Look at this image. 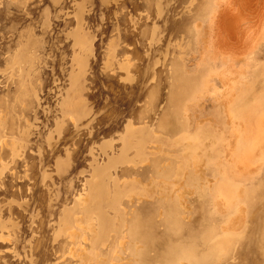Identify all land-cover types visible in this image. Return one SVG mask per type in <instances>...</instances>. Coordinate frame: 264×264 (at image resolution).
I'll list each match as a JSON object with an SVG mask.
<instances>
[{
  "label": "rangeland",
  "instance_id": "rangeland-1",
  "mask_svg": "<svg viewBox=\"0 0 264 264\" xmlns=\"http://www.w3.org/2000/svg\"><path fill=\"white\" fill-rule=\"evenodd\" d=\"M149 196L264 264V0H0V264H125Z\"/></svg>",
  "mask_w": 264,
  "mask_h": 264
},
{
  "label": "crops",
  "instance_id": "crops-1",
  "mask_svg": "<svg viewBox=\"0 0 264 264\" xmlns=\"http://www.w3.org/2000/svg\"><path fill=\"white\" fill-rule=\"evenodd\" d=\"M147 171H145L146 173ZM169 199H174L175 201H177V204H181V206H184V203L181 202V197L178 198H173V197H169ZM164 199H158L156 197L153 196H149L148 198H144V199H138L137 203L140 202H145L147 201L148 203H151V209L148 210V213L146 214L141 213L139 210V208L137 209V211L133 214V217L135 216L142 224V222L144 221V217L148 216L149 217H157V210L160 208H164L166 209L165 214L163 213V218L160 221V224L162 225L164 223V220L166 219H170L171 223H172V228L174 230H176L177 232H180L181 234H187V236H190L189 238H185V240L180 239L177 241H167V243H159L158 246L156 247L154 252H151L152 255V263L153 264H178V261L180 260V255H183L184 259H186L185 261L187 262V264H216V260L219 259L221 256L224 255L226 248L224 249L223 253H219L218 251L220 250V246L219 242L216 241L215 245L209 246L207 248V251L203 253V243L202 242H195L192 240V234H194V230L192 229L191 225L189 224H184L182 219L180 218V213H177L176 211V205L173 202H168L165 206L161 205V203H163ZM180 201V202H179ZM159 212V211H158ZM186 218V217H184ZM157 222V221H156ZM158 223V222H157ZM203 225V216L200 217V219L198 220V225L200 226ZM174 236V235H173ZM125 236H122L121 240L119 241L120 246L124 247L127 246L129 244L134 243L135 245L129 247H126L127 249H129V251L131 250L133 252L134 248H136V244H138L139 242L137 241H125L123 242L125 239ZM121 247V248H122ZM164 249V252L166 257L164 258H160L158 257V252L159 249ZM120 250V248H118ZM142 245L140 244L139 250L142 253ZM222 249V248H221ZM146 255H150V254H146ZM139 256V257H138ZM141 255H136L135 253H131V254H126L125 257H127V260H125V264H130L128 261H130V257H132L134 259V261L136 262L135 264H140L142 262V258L140 257ZM187 256V257H185Z\"/></svg>",
  "mask_w": 264,
  "mask_h": 264
},
{
  "label": "bare ground",
  "instance_id": "bare-ground-1",
  "mask_svg": "<svg viewBox=\"0 0 264 264\" xmlns=\"http://www.w3.org/2000/svg\"><path fill=\"white\" fill-rule=\"evenodd\" d=\"M153 166H156V164L154 163ZM131 224H132V228L130 229L128 233H126V236L128 237L129 241L139 242L138 244H136L137 246L136 248H139L140 244L142 245V253H140V251H137V253H140L139 255H141L140 257L142 258V260H145V259L147 260L146 254H150V252H154L158 244L161 242L167 243V241L172 242V241H177L180 239L185 240L186 237L190 239V236L188 237L187 234H184V233L181 234L180 232H177L176 230H174L171 226L172 223L170 219L164 220V223L162 224L165 230L169 233V236L167 239L166 238L159 239L157 237L156 233H157L158 223L153 220L148 223L141 224V222L134 216L132 217ZM165 253L166 252L164 251L163 252L159 251L158 257L160 258L166 257ZM116 254H119V253H116ZM179 257H180V260L178 261V264H187V262L185 261L186 259L183 258L184 257L183 255H180Z\"/></svg>",
  "mask_w": 264,
  "mask_h": 264
}]
</instances>
